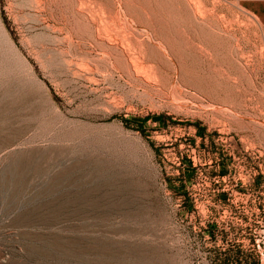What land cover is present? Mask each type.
Wrapping results in <instances>:
<instances>
[{"label": "rangeland", "instance_id": "1", "mask_svg": "<svg viewBox=\"0 0 264 264\" xmlns=\"http://www.w3.org/2000/svg\"><path fill=\"white\" fill-rule=\"evenodd\" d=\"M79 1L0 0V264H264V23L239 0H202L211 21L109 0L108 28ZM132 12L171 43L161 79L98 39Z\"/></svg>", "mask_w": 264, "mask_h": 264}, {"label": "bare ground", "instance_id": "2", "mask_svg": "<svg viewBox=\"0 0 264 264\" xmlns=\"http://www.w3.org/2000/svg\"><path fill=\"white\" fill-rule=\"evenodd\" d=\"M82 1V0H81ZM84 1V0H83ZM87 1H90L91 3H92V5L91 6H93V5H95L97 8L99 7L102 11H103V13H101L102 11H100V9H99V11L98 12H100L102 15H98V18H100L99 16H102V17H105L103 14L105 13V14H107V17L109 18L108 20H110L112 23H110V22H107L106 21V19H105V21L103 20V18L101 19V20H99V22H102V23H104L105 25H106V22H107V26H108V28H110L109 27V25L111 26V25H113V23H114V18H115V16H113V10H114V8H115V6L117 5H115L114 3H116V2H114V3H112L111 1H109V0H86L85 2H87ZM129 1L131 2L132 0H126L125 1V4L127 5V3L129 4ZM175 1V0H174ZM179 1V0H178ZM177 1V2H178ZM181 1H183V2H185L184 0H180L179 2H181ZM192 2H193V4L194 5H196L195 7H196V10H197V14H196V17H197V19H200V20H205V21H209L210 19H211V17H212V15L210 14V12H209V5H207L208 7H206V2L205 1H203L202 2V0H191ZM80 2V1H79ZM85 2H83L84 4H86ZM124 2V1H123ZM127 2V3H126ZM133 2V1H132ZM166 2V1H165ZM178 2V3H179ZM41 2H39V4H40ZM81 3L82 2H80V4L78 3V9L81 7H79V5H81ZM83 3H82V5H83ZM88 3V2H87ZM186 3V5H187V2H185ZM119 5L118 6H120L121 7V2L120 3H118ZM177 4V3H176ZM183 5H184V3H182ZM75 5V4H74ZM87 5L88 4H86V6H84V7H86L87 8ZM131 5V4H130ZM160 5V4H159ZM178 5V4H177ZM77 6V5H76ZM124 6V5H123ZM137 6V5H136ZM166 6V5H165ZM188 6H189V4H188ZM187 6V7H188ZM42 7V6H41ZM75 7V6H74ZM88 7H90V6H88ZM96 7H93V8H96ZM125 7V6H124ZM123 7V8H124ZM131 7V6H130ZM140 7V6H139ZM146 7V6H145ZM149 7V6H148ZM155 7V6H154ZM187 7H184V8H182V9H184V10H186L187 9ZM191 7V6H190ZM190 7H188V8H190ZM86 8H83V6L79 9V11L83 14V15H85V16H87V13H92V12H94V17H96L95 15H97V14H95V12L96 11H94L95 9H91V7L89 8L90 9V11L91 10H93V11H91V12H86L84 9H86ZM117 8V7H116ZM171 8V7H170ZM193 8V7H192ZM89 9L87 8L86 10L87 11H89ZM118 9H120V8H118ZM129 9V8H128ZM127 9V10H128ZM135 9V8H134ZM177 9V8H176ZM179 9H180V7H179ZM172 10V9H171ZM195 10V9H194ZM76 11H78V10H76ZM118 11V10H117ZM122 11V10H121ZM180 11H181V9H180ZM179 11V12H180ZM187 11L188 10H186V13H187ZM116 12V11H115ZM137 12V11H136ZM151 12V11H150ZM160 12V11H159ZM191 12H193V11H191ZM120 13V12H119ZM127 13V12H126ZM126 13L124 14V15H126ZM129 13V12H128ZM140 13V12H139ZM139 13H133L132 12V14H130L129 16H130V19L127 17H125L127 20H125V21H127L128 22V24L127 25H124L125 27L123 28V26L121 27L120 26V28H122V31H118V29L117 30H114L113 32H114V34H117L118 32H120V34L118 35L119 36V39H120V41L119 40H112V35H111V38H110V32H107V30H106V34H105V28H107L106 26L104 27V25H103V31H102V29H101V27H100V31H101V33H103L104 34V36L105 35H107V33L109 34V37H104V36H100L99 35V37H98V39H99V41H101V43L104 45L103 47H105L106 46V48H107V50H108V52H109V54L110 55H115V58H117V59H119L120 61H121V64H123V66L125 67V69H127L126 71H128V74H130L132 77H141V78H143V79H145V80H147V79H149L148 77H154V78H156L155 76L157 75L158 76V70L160 69H158V64H156V62L155 61H153L151 64H148L149 62H150V60L148 59V57L150 56V54L151 53H161L163 56H164V54L166 53V52H172V51H170L171 50V47H170V45H171V43L169 44L168 43V39H167V36H165V38L167 39H165V38H163L165 41L162 43V44H156L155 42H154V40H153V38H154V35H150L151 36V39H148V38H141L140 37V35H141V33L139 32V31H136L133 27H132V25L134 24V23H137V22H139L142 18V20L143 21H145V19H144V15L142 16V18H141V15L139 14ZM162 13V12H161ZM174 13V12H173ZM179 14V13H178ZM189 14V13H188ZM192 14V13H191ZM78 15V14H77ZM81 15V14H80ZM194 15H195V12H194ZM220 15V14H219ZM89 17H92V15H88ZM146 16H148V15H146ZM193 16V15H192ZM83 17V16H82ZM93 17V18H94ZM120 17V16H119ZM86 18V17H85ZM93 18H90V20L92 21V23H96L95 21H94V19ZM153 18V17H152ZM151 18V19H152ZM213 18V17H212ZM151 19L149 18V17H146V22H151ZM187 19V18H186ZM195 19V18H194ZM247 19V21H248V19H249V17L248 18H246ZM86 20H87V18H86ZM95 20H97V17H96V19ZM103 20V21H102ZM118 20L119 19H117V22H118ZM141 20V21H142ZM234 20V19H233ZM236 20V19H235ZM81 21V20H80ZM116 21V20H115ZM193 21H195V20H193ZM197 21V20H196ZM211 21V20H210ZM89 22V21H88ZM122 22H124V20L122 21ZM91 23V22H90ZM110 23V24H109ZM141 22H139V24H140ZM99 24V23H98ZM101 24V23H100ZM99 24V25H100ZM120 24H121V22H120ZM91 25V24H90ZM115 25V24H114ZM145 25V24H144ZM161 25V24H160ZM251 25V24H250ZM89 26V25H88ZM116 26V25H115ZM117 26H118V24H117ZM136 26H137V24H136ZM143 26V25H142ZM147 27H148V25H146ZM94 27V26H93ZM96 27H98V26H96ZM95 28V27H94ZM112 28V27H111ZM117 28V27H116ZM119 28V27H118ZM119 28V29H120ZM137 28V27H136ZM112 29H114V27L112 28ZM111 29V30H112ZM150 29V28H149ZM97 31H98V29H97ZM109 31H110V29H109ZM116 31H117V33H116ZM142 31V30H141ZM162 31H163V29H162ZM168 31V30H167ZM99 32V31H98ZM122 32V33H121ZM137 32H139V33H137ZM147 32V31H146ZM149 32V31H148ZM157 32V31H156ZM181 32V31H180ZM158 33V32H157ZM166 33V32H165ZM164 33V34H165ZM183 33V32H182ZM185 33V32H184ZM144 34V33H143ZM153 34H154V32H153ZM156 34V33H155ZM163 34V35H164ZM117 35H116V37H117ZM120 35H121V37H120ZM98 36V35H97ZM115 36V35H114ZM157 36H158V34H157ZM160 36H161V34H160ZM181 36V34L179 35V37ZM184 36H185V34H184ZM115 37V38H116ZM146 37H147V35H146ZM183 37V36H182ZM186 37V36H185ZM114 38V39H115ZM189 38V37H188ZM215 38V37H214ZM157 38L155 37V40H156ZM162 39V40H163ZM95 40V39H94ZM171 40V39H170ZM169 40V41H170ZM187 41H188V39H186ZM191 40V39H190ZM98 41V42H99ZM183 41V40H182ZM192 42V41H191ZM161 43V42H160ZM184 43H185V41H184ZM193 43V42H192ZM191 43V45L193 46V44ZM190 44V43H189ZM183 45H185V44H183ZM186 45H187V42H186ZM187 48H188V46H187ZM210 48V47H209ZM189 49H191V47L189 46ZM173 50V49H172ZM193 50V49H192ZM207 52V51H206ZM105 54V53H104ZM103 54V55H104ZM153 55V54H152ZM151 55V56H152ZM161 55V56H162ZM157 56V55H156ZM156 56H154V57H156ZM160 56V55H159ZM161 56H160V58H161ZM108 57V56H107ZM112 57V56H111ZM158 58V57H157ZM116 59V60H117ZM119 60L117 61L118 63H119ZM152 60H154V58L152 59ZM159 60V59H158ZM83 61V60H82ZM166 61V60H165ZM165 61H164V63H165ZM108 62V61H107ZM159 62V61H158ZM89 63V62H88ZM114 63V62H113ZM117 63V64H118ZM76 64H78V63H76ZM91 64V63H90ZM112 64V63H111ZM111 64H110V66H111ZM161 64H162V62H161ZM79 65V64H78ZM77 65V66H78ZM85 65H86V63H85ZM84 65V66H85ZM93 65V64H92ZM113 65V64H112ZM119 65V64H118ZM81 67H83V68H85L86 69V67H88V64L84 67L83 66V64H81L80 65ZM80 66H79V71L81 70V68H80ZM108 66V65H107ZM90 67V66H89ZM87 68V70H81L82 72H84L85 73V75L87 76V77H89V78H93L94 76H96V72H94L91 68ZM112 67V66H111ZM118 67H120V65L118 66ZM93 68V67H92ZM113 68V67H112ZM181 68V67H180ZM159 71H161V70H159ZM182 71V70H181ZM142 72V74L143 75H141L140 73ZM161 73V72H160ZM145 74V75H144ZM160 75V74H159ZM187 75V74H186ZM98 76V75H97ZM162 76V75H161ZM163 77V76H162ZM94 78H96V77H94ZM153 79V78H152ZM158 79H161V78H159V76H158ZM151 79H149V81H150ZM154 80V79H153ZM98 81V80H97ZM142 81V80H141ZM92 82V81H91ZM147 82H148V80H147ZM150 83V82H149ZM151 86V85H150Z\"/></svg>", "mask_w": 264, "mask_h": 264}, {"label": "crops", "instance_id": "3", "mask_svg": "<svg viewBox=\"0 0 264 264\" xmlns=\"http://www.w3.org/2000/svg\"><path fill=\"white\" fill-rule=\"evenodd\" d=\"M245 8L264 23V0H239Z\"/></svg>", "mask_w": 264, "mask_h": 264}]
</instances>
